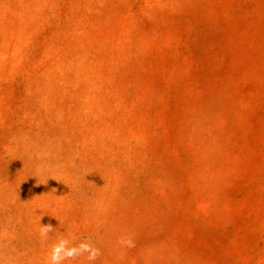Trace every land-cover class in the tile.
I'll return each instance as SVG.
<instances>
[{
    "label": "rangeland",
    "instance_id": "374dc122",
    "mask_svg": "<svg viewBox=\"0 0 264 264\" xmlns=\"http://www.w3.org/2000/svg\"><path fill=\"white\" fill-rule=\"evenodd\" d=\"M53 255L264 264V0H0V264Z\"/></svg>",
    "mask_w": 264,
    "mask_h": 264
},
{
    "label": "clouds",
    "instance_id": "9594fccd",
    "mask_svg": "<svg viewBox=\"0 0 264 264\" xmlns=\"http://www.w3.org/2000/svg\"><path fill=\"white\" fill-rule=\"evenodd\" d=\"M82 247H83L85 250H87V249H86V246H82ZM52 259H53V264H56V262L58 261V257L55 256V255H53Z\"/></svg>",
    "mask_w": 264,
    "mask_h": 264
}]
</instances>
